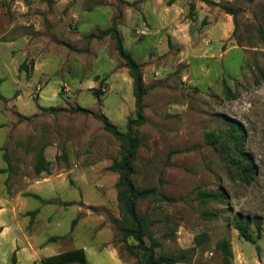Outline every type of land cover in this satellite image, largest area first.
I'll list each match as a JSON object with an SVG mask.
<instances>
[{"label":"rangeland","instance_id":"rangeland-1","mask_svg":"<svg viewBox=\"0 0 264 264\" xmlns=\"http://www.w3.org/2000/svg\"><path fill=\"white\" fill-rule=\"evenodd\" d=\"M209 1L219 5L0 0V204L10 203L27 234L45 242L62 237L51 248H84L89 264H142L129 249L134 239L123 241L118 229L119 174L110 167L121 143L98 119L77 111L103 113L122 132L135 118L133 80L115 40L97 37L115 24L149 88L146 121L134 126L141 144L133 180L159 195L138 205L161 243L157 255L186 256L178 264H223L216 245L226 239L233 264H241L239 249L262 261L264 0ZM221 5L232 6L235 15ZM22 64L27 69L20 70ZM225 86L236 99L226 98ZM223 116L246 132L245 151L257 166L249 185L228 171L227 157L205 137L226 132ZM41 149L48 173L38 175L34 163ZM63 152L67 163L56 158ZM197 189L225 191L229 199L204 205ZM203 210L220 216L206 220ZM236 214L259 218L260 235L255 224L249 229L255 244L235 229ZM202 233L206 240L196 246Z\"/></svg>","mask_w":264,"mask_h":264},{"label":"trees","instance_id":"trees-1","mask_svg":"<svg viewBox=\"0 0 264 264\" xmlns=\"http://www.w3.org/2000/svg\"><path fill=\"white\" fill-rule=\"evenodd\" d=\"M206 2L208 4L219 5L209 0H206ZM190 7L193 11L195 4H191ZM221 7L226 13L235 15V9L232 6L221 5ZM109 35L115 40L116 49L121 59L125 62L129 70V75L133 80V94L136 106L135 118L129 120L127 131L122 132L103 113L92 112L81 107L77 108V111L90 114L98 119L102 123L103 128L109 131L121 143L120 157L113 162L110 169L119 174L117 182V200L122 211V220L121 226L118 227V229L123 241L129 238L134 239L136 244L129 246V249H134L132 250L133 254L141 258L142 264H178L182 262L186 256L176 258L163 254L157 255L156 250L161 246V243L154 236L152 223L146 215L140 212L138 207L140 202L146 201L149 198L158 199L159 195L156 189L139 188L135 185L133 180L135 175L136 153L141 144V139L137 131L134 130V126H139L146 121L143 100L149 88L144 84L141 65L133 58L132 54L125 49L122 36L115 24H112L108 29L100 30L97 37L103 38ZM30 65L33 67V61L30 62ZM24 69H27V67L25 64H22L20 70ZM225 93L228 100H234L237 97L227 86H225ZM223 118L225 124L228 125L226 132L224 134H218L216 131H211L206 133L205 137L211 142L215 149L219 150L227 157L226 165L228 171L233 170L244 184L249 185L257 175V166L251 155L245 151L246 132L238 121L226 116H223ZM56 158L57 160L62 159L64 162H68L66 152H63L62 156L58 155ZM47 164L44 150L41 149L37 153L34 163L35 173L38 175L48 173ZM34 197L42 202H46L38 195H34ZM196 199L204 205L210 202L224 203L229 199V195L225 191H205L197 189ZM37 213L38 210H34L31 212V215L34 217ZM201 216L206 220H215L218 219L220 215L215 211L203 210ZM234 221L235 229L238 231L241 238L255 244L256 241L249 229L251 224H255L258 235H260L261 228L259 218L244 217L241 214H236ZM206 237V233L197 236L195 238L196 246L202 245ZM60 239H62V237L53 236L47 240V243H54ZM216 250L219 252L223 264H233L231 261L233 251L228 240H220L216 245ZM42 264H89V261L84 248H75L47 257L42 260Z\"/></svg>","mask_w":264,"mask_h":264},{"label":"crops","instance_id":"crops-1","mask_svg":"<svg viewBox=\"0 0 264 264\" xmlns=\"http://www.w3.org/2000/svg\"><path fill=\"white\" fill-rule=\"evenodd\" d=\"M9 205V202L0 204V264H42L43 259L62 253L52 249V243L27 234L24 226L18 223L16 213L7 208ZM12 209L14 211L13 207ZM16 229L20 234L13 233ZM2 241L5 242L4 245ZM237 252L241 264H264V255H260V261L245 256L240 249Z\"/></svg>","mask_w":264,"mask_h":264}]
</instances>
